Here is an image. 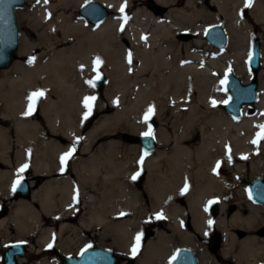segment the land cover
<instances>
[{
	"label": "bare ground",
	"instance_id": "6f19581e",
	"mask_svg": "<svg viewBox=\"0 0 264 264\" xmlns=\"http://www.w3.org/2000/svg\"><path fill=\"white\" fill-rule=\"evenodd\" d=\"M95 1L113 12H120L124 1L129 3V8L123 6V15L119 19L108 17L92 27L73 13L84 0H48L47 4L40 0L39 4L45 6L41 7V14L38 15L36 8L33 12H24L21 19L24 32H21L15 54L22 61L16 60L0 72V166L8 168L14 156L19 159L17 167L20 168L18 162L23 160L22 154L25 156L31 151L34 160L27 171H32L37 180V177L47 176L48 182L38 189L35 182L31 189L36 190L29 197L10 204L9 213L0 220V231L12 225L17 241H26L24 236L34 235L40 248H48L51 243L52 249L62 251L67 247L62 236L68 230L76 233L72 224L77 221L85 226L79 234L99 231L103 241L109 238L110 247L131 252L136 237L134 230L145 208L137 193L124 200L115 199L116 193L126 194L125 181L129 171L115 159V155L117 158L116 152L123 148H133L138 154L141 149L138 144L130 145L131 148L112 142L98 147L96 153L90 155L88 145L119 126L135 133L140 132V125L148 130L143 121L129 122L128 117H141L140 113L145 115L152 106L154 113L149 121L155 119L161 125L164 122L171 125L169 130L159 128L153 131L157 150L145 156L141 165L146 173L145 192L153 212L162 213L171 227L178 226L185 215H190L192 225L198 230L209 226L211 218L205 211L208 202L225 197L236 183L229 182L221 170L234 179L238 174L243 175L245 168H249L252 177L260 176L264 171V139L252 143L260 132L259 126L264 125V73L260 71L258 74L256 111L251 116H247L246 108H243L241 118L235 120L212 98L221 89L227 71H232L243 83L251 78L246 60L242 59L246 50L244 43L251 37L252 26L243 13L247 11L264 32V0H252L249 8L244 7L245 0H185L184 6L177 11L168 10L164 14L165 20L140 8L138 1L142 0ZM154 1L162 6L174 3V0ZM68 12L69 16L66 15ZM179 14L184 18L181 24L187 27H181L176 21ZM222 19L228 36L225 49H216L205 40L201 44L193 40L191 44H184L185 57L181 56L183 46L173 39L174 34L188 31L203 35L208 25L218 24L217 21ZM192 43L216 54L206 55L194 50ZM97 57L101 61L98 72L108 78L104 97L111 105L115 100L121 102L124 110L117 111L113 117L100 118L85 134L88 143L81 154L86 157L73 168L74 184L70 176H61L54 168L57 156L68 152L71 146L48 143L43 133H60L70 142L78 137L80 125L72 115L73 105H78L76 112L79 111L81 116V104L86 96L96 98L92 103L102 98L101 93L86 83L97 74L93 71V61ZM261 67L264 69V38ZM36 91L43 92L42 98L36 101L41 107L43 127L33 121L31 114L25 115L27 97ZM195 94L197 100L193 98ZM4 126H8L9 133ZM10 133L17 137V153L7 150L10 146L7 134ZM8 173L0 171V179L6 178ZM85 185L97 195H86ZM74 191L80 193V198L85 195L95 208L80 215V202L78 199L74 202L72 197ZM11 193L5 183H0V195L6 197ZM231 195L233 202L244 207L237 209L227 220L224 213L226 202L223 201L219 205V215L211 221L220 228L228 258L251 263L258 258L259 250L252 234L254 228L264 222V209L251 204L245 194L243 202L236 192ZM3 201L7 199L3 198ZM120 215L124 218L117 221ZM242 231L244 237L239 235ZM160 241L161 235L156 231L146 247L136 254L135 264H147L148 258L157 257ZM23 259L16 258V261L20 264ZM39 264L50 263L42 261Z\"/></svg>",
	"mask_w": 264,
	"mask_h": 264
},
{
	"label": "rangeland",
	"instance_id": "374dc122",
	"mask_svg": "<svg viewBox=\"0 0 264 264\" xmlns=\"http://www.w3.org/2000/svg\"><path fill=\"white\" fill-rule=\"evenodd\" d=\"M90 1H95V0H84L83 4L87 3V2H90ZM124 1V0H123ZM141 5H140V8H143V9H146L148 10L153 16L161 19V20H165V17H164V14L163 15H155L153 14L149 8L147 7V0H142V1H138ZM184 3H185V0H174V3L173 5L171 6H166L167 7V11L168 10H176L177 8L179 7H182L184 6ZM125 8H129V3H127L126 1L123 2L122 4ZM44 6V5H42ZM36 0L32 1V2H26V4L21 7V8H18L16 10V21H17V26H18V30H19V35H21V32L23 33L24 32V28L22 27V24H21V19L24 15V12H33L34 10H36L37 8V13L38 15L41 14V7H42ZM45 7V6H44ZM81 6H79L78 8H76V10L73 12L74 13V16L77 17V18H81L80 15L78 14V10ZM177 11V10H176ZM40 12V13H39ZM187 14L191 13V11H185ZM215 13V11H213ZM128 13H130V10L128 11ZM70 12L66 13V15L69 16ZM65 15V14H64ZM123 15V13L121 12H113L110 10V13H109V18H120L121 16ZM182 15V16H181ZM179 14V17H175L176 21H179V24L181 23H184L183 19V14ZM244 17L249 20V23L250 25L252 26V34H251V37L247 40V43L245 42L244 43V46L246 48V50H248V52H246V50L244 51L243 53V60H246L247 61V58L250 54V49H251V42H252V38L253 37H258L259 40H260V43H261V57H260V62H261V59H262V39L264 38V32L262 31V28L260 25L256 24L255 22H253V20L251 19V17H249L248 15V12L247 11H244L243 13ZM202 22V21H200ZM224 19L222 20H218L217 23L219 25H224ZM86 24H88L86 21H85ZM89 26H92L90 24H88ZM181 27H187V25H180ZM92 27H95V26H92ZM209 27V25H208ZM179 34V32L177 34H174L173 35V39L178 42L180 45L183 46V48L181 49V56L184 58L185 57V49H184V44H186L187 42H189L191 44V41L193 42V40L195 42H198L199 44H201L204 40V36L203 35H195L192 39L188 40V41H183V40H179L177 38V35ZM192 48L195 50H200L201 52H204L206 55H214L216 53H214L213 51H211L210 49H208L207 51H205L204 47L203 46H195L194 43H192ZM200 52V53H201ZM27 59V58H26ZM16 60L18 61V57L16 56V54L14 55V62H16ZM19 61H22V60H19ZM241 62V61H240ZM248 68V67H247ZM4 71V70H2ZM249 71L251 72L250 74V79L249 81H251L252 79H257L258 81V74L260 73V71H263L262 67L260 68V71L257 73V75L253 74L252 71L249 69ZM1 72V71H0ZM97 75V74H96ZM96 75L92 78L91 81H94L96 79ZM99 75L100 76H103L105 78V85H104V88L102 91H99L93 84V88L95 91L99 92L102 94V98H100V101H98L97 103H92L93 106H92V112H91V115L89 116V118L87 120H83L82 117H83V114L85 112V109L83 108L82 104H81V116H80V113L78 111V113L76 112V108L78 105H73V108H74V111L72 112V115L74 114V117L75 119H77L79 121V135L78 137H74L73 140H71L72 142L70 141H66L65 139H63V137L60 135V133L56 134V135H52V133H49V132H44L43 133V137L48 140V143H51V144H57L58 146L60 147H67L68 145H70L72 147L73 145V142L74 141H78V143H76L75 145V152L73 154L74 155H77L76 159L74 161H72L71 163V166H70V171H68V176L71 177L72 181L76 182L75 180V175H73V168L75 167L76 164H78L80 161L82 160H85L84 158L86 157L84 154H81L82 152V149L84 147H87V138L85 137V134H87L88 130L100 119V118H104V117H113L117 114V111H123L124 110V104H121V102L115 100V103L114 105H111V103L104 97L103 95V92L107 86V83H108V78L107 76L103 73V72H99ZM225 80V75L222 79V81ZM241 80V79H240ZM242 81V80H241ZM259 82V81H258ZM193 98H195V100H197V95L195 94L193 96ZM213 100H215L217 102V104H221L219 106V108L222 110V105L228 100L229 96H228V93L227 91L225 90L224 88V83L222 84V87L221 89H219L218 92H216V94L212 97ZM72 108V109H73ZM40 112H41V107L39 106V103H35V107H34V110L31 112V117H33V121L34 122H37L40 124V126H45V122L44 120L42 119L41 115H40ZM224 112V111H223ZM139 113V112H138ZM137 113V114H138ZM245 113L247 116H251L252 114H250L248 112V108H246L245 110ZM36 114V115H35ZM141 117L139 115H137V118H133L132 115H130V117H128V121L130 122L132 120V122H135V121H138L140 120L142 123L143 121V117H144V114L141 112ZM153 117V116H151ZM150 117V119H152ZM149 119V120H150ZM148 120V121H149ZM236 120V119H235ZM146 123V125H151L152 127V133L153 131L159 129V128H166V129H170V123L169 122H164L163 125H161L159 122H157L155 119H153L151 122L149 121ZM144 123V122H143ZM147 126V127H148ZM5 128V131H7L8 129V133H9V128L8 126H4ZM138 130L140 131L139 133H135L134 131H129L128 128L124 127V126H119L116 128V130L114 132H107V133H104V135H102L99 139H97V141H94L91 145L89 144L88 145V151L90 152V155L93 154V153H96L98 147L100 146H106L107 144H110V143H116V142H119V144H123L125 146H130L132 145L131 143H128L126 141H124L121 136L122 134H127V135H141L143 134L144 132H146L147 130H144L143 129V125H140L138 127ZM112 134H116V135H112ZM75 135V134H73ZM7 136L9 137V142H10V146L9 148H7V150L9 152H13V153H17V151L19 150L18 147L16 146V140H17V137L14 135V137H12L11 133L10 134H7ZM15 146V147H13ZM132 148V146H130ZM135 148V147H134ZM157 150V148H156ZM122 151V150H121ZM120 151V152H121ZM20 154H22L21 151H19ZM32 152H26L25 156L22 154V159L21 161L18 162L20 168L22 167V165L24 164H27L28 167L29 165L32 164L33 162V157L31 156ZM117 154V158H116V155H115V159L117 161L120 160L121 164L126 168V170H129L127 171V176H126V187H127V190H126V194L125 195H118L116 193L115 196V199L117 200H124L125 198H129L130 196H132L133 193H137L140 195L141 197V201L144 205V208H145V211L142 212L140 214V219H139V225L138 227H134L136 228L134 230L136 236L139 234L141 239H140V243L143 242V236H144V230L145 229H151V228H155V227H158V225H165L167 224V221L165 219H157L156 216L158 213H155L153 212V209L151 207V202L148 198V195L146 194L145 192V178H146V173L145 171L141 168V165L142 164H139L138 161L140 160V157L142 155V152H140V154L136 153L133 148L130 150V149H124V153H121V154H118V152H116ZM63 155L60 154V157ZM60 157L57 156V159H56V163H55V167L56 170L58 169L59 170V167H60ZM19 160V159H18ZM16 158L13 156L11 158V163L9 164V167L8 168H4L3 170L4 171H7L9 172L7 177L4 178V183L6 184V189L8 190L10 188V185L12 183V181L14 180V178H16L18 175H24V176H27V182H28V185L30 187H32L35 182L37 184V188L38 189L41 184H43L44 182H48V177L47 176H44V177H37L39 178V180L36 179V177H34V175H32V171H27V169L23 172V173H19V167H17V161ZM51 161V159L49 160ZM136 164L137 167H136ZM140 165V166H139ZM27 167V168H28ZM139 172L140 174H143V178L142 180L140 181V184L137 185L136 184V179L133 180L132 177L135 173ZM221 174L223 176H225L226 178H229V182H236L234 187L231 189V192H227L226 193V196L223 197L222 199H219L217 200L214 204L217 205L218 207V215H219V205L221 204V202L223 203V201H225V215H227L226 219L229 220L231 215L237 210V209H240V208H243V204H238V202H233L232 200V193H237V196H239L241 199L240 201L243 202L246 200V197L248 198V195L246 194L244 197V190L246 191V187L247 185L249 184V182L251 180H253L255 177L257 176H250V170L249 168H245V172L244 174L242 175H239L234 179V177L228 175V173L225 171V170H221ZM264 178V171L262 173V175H260ZM32 177V178H30ZM87 184V183H86ZM86 188L84 189V193L86 195H94L96 196L97 193L89 186V185H85ZM83 187V186H82ZM35 189V190H36ZM244 189V190H243ZM30 194H32L31 192L35 191L33 189L30 188ZM244 193V194H243ZM76 196L77 199L79 200L80 204L78 205V209L81 210V213H79L80 215L82 213H84L85 211H87L88 209H91V208H95L94 206V203H90L86 198H85V195L84 197L80 198V193H78L77 191H74L73 192V195L72 197ZM228 196V197H227ZM250 201V200H249ZM10 207V205H9ZM207 207H208V214L211 218L212 221L215 220V216H213L211 214V212L209 211V203L207 204ZM37 209V208H36ZM114 218H117L114 216ZM122 218H124V216H118V219L117 221L121 220ZM127 218H130V216H127ZM49 224H53V222H49ZM72 226H74L77 231L76 233H73L72 231L68 230L62 237L63 239L65 240V243L64 245L67 246V247H64V250L60 251L58 249H52L51 248H45V247H42L40 248V245H38V243L36 242L37 238L34 236V235H28V237L26 238L24 236V238L26 239V241L24 240H20L18 243L20 244H23L25 245V248H26V255L24 256V259H23V262L20 263V264H39L40 262L42 261H49L50 264H61V258L65 257V256H77L79 255L85 248L87 247H104V248H110V250L114 251L116 254H118L121 259H122V263L121 264H135V260H136V255L133 256L131 254V252H125L123 250H117L116 248H113V247H110L109 244L111 243V241L108 239L106 240H102V237H101V232L99 231H92V232H89L88 235H81L79 234V232L82 231V229L85 228V226L83 225H80V224H77V221H75L74 224H72ZM211 226H215V224H212ZM57 227V226H56ZM55 228V227H54ZM216 234H219V230L218 232L215 231ZM0 242H3L4 246H8L9 244H13L15 243L17 240V234H16V230H13L12 229V225H9L8 226V229L5 230V231H0ZM60 237V236H59ZM80 239V240H79ZM152 237H148V240H151ZM142 246L140 245V248H139V251L138 253L140 252ZM46 249V250H45ZM45 250V251H44ZM40 251H44L40 256H38V252Z\"/></svg>",
	"mask_w": 264,
	"mask_h": 264
},
{
	"label": "water",
	"instance_id": "95a60500",
	"mask_svg": "<svg viewBox=\"0 0 264 264\" xmlns=\"http://www.w3.org/2000/svg\"><path fill=\"white\" fill-rule=\"evenodd\" d=\"M27 0H0V71L8 69L13 61L14 55L19 48L20 35L16 21V10L23 7ZM147 7L155 15H163L167 7L157 4L154 0H147ZM110 11L98 1H90L79 8L78 14L90 25L96 26L109 17ZM194 35L184 31L177 35L179 40L188 41ZM204 40L216 49H225L228 45L227 33L222 25L213 24L204 33ZM261 43L258 37H253L251 42L250 55L247 60V67L257 74L260 71ZM264 70V69H263ZM227 82L224 87L229 95V100L223 105V110L235 119L242 116V109L249 107L248 112H255V103L258 97V81L252 79L243 83L233 72L228 71ZM105 78L100 77L94 81V85L102 91ZM154 137V136H153ZM121 138L131 144H138L144 153L151 154L156 149L155 138L144 137L143 135L122 134ZM143 175H140L136 184L139 185ZM20 184L14 193L16 196L27 198L30 195V188L26 178L20 177ZM248 195L255 203L264 205V180L257 178L248 185ZM261 199V200H260ZM212 215H217L215 204L210 205ZM153 231L145 230L144 238ZM26 255V248L22 244H14L7 248L2 264H18L16 257L23 258ZM62 264H120V257L112 250L102 247H88L78 256H67L61 258Z\"/></svg>",
	"mask_w": 264,
	"mask_h": 264
},
{
	"label": "flooded vegetation",
	"instance_id": "af4514ba",
	"mask_svg": "<svg viewBox=\"0 0 264 264\" xmlns=\"http://www.w3.org/2000/svg\"><path fill=\"white\" fill-rule=\"evenodd\" d=\"M123 149L126 150L127 148ZM121 153H124V150L121 152L118 151V154ZM142 154L144 153L142 152ZM72 158L73 156L68 160L65 166L67 170L66 175H68V171H70ZM3 169L4 167L0 166V171H4ZM256 178H262L264 180L262 176H257L255 179ZM0 180V183H4L3 177H1ZM3 198L7 199V201L2 202ZM20 198V196L17 197L14 193L6 197L0 195V220L9 213V205ZM249 202L254 206L264 209L263 204L255 203L251 200ZM145 230L157 231L161 235V241L158 243V256L155 258H148L147 264H170V261L171 264H264V222L256 226L252 234L254 239L257 240L255 246H257L259 250H257L258 258L251 261V263H247L244 259L241 262L229 259L228 252L223 249L221 235L215 233V231L218 232L220 228L216 226H206L198 230L192 225L190 215H185L180 224L176 227H171L167 223ZM148 235V237L152 238L155 236ZM239 235L244 237L245 232L242 231ZM148 237L140 244L143 249L149 241ZM6 247L3 242H0V262H2ZM174 255L177 257L176 260L171 259ZM121 263L122 259L120 261V264Z\"/></svg>",
	"mask_w": 264,
	"mask_h": 264
},
{
	"label": "snow or ice",
	"instance_id": "6c2138e0",
	"mask_svg": "<svg viewBox=\"0 0 264 264\" xmlns=\"http://www.w3.org/2000/svg\"><path fill=\"white\" fill-rule=\"evenodd\" d=\"M37 2L39 3L40 0H37ZM48 0H44V3L47 4ZM252 5V0H245V4H244V7L245 8H249L251 7ZM124 11V7L122 6L120 8V12L123 13ZM124 19H127L126 17ZM121 30H123V25H121ZM142 39H146V37H142ZM128 60H129V63H131V53H129V57H128ZM29 63H32V60H29ZM101 64V61L100 59L97 57L94 59L93 61V71L97 73L96 75V79H99L100 78V75H99V72H98V68H99V65ZM81 70H83V66H81ZM227 82V75L225 76V80L221 81V83H226ZM86 83L89 84V86H93L94 84V81H86ZM43 96V92L42 91H36V92H33V93H30L29 96L27 97V100H28V110L27 112L25 113V115H29L31 114V112L34 110V107H35V103L37 100H39L40 98H42ZM96 98L94 96H86L83 101H82V106L83 108L85 109V112L83 114V117L82 119L83 120H87L89 118V116L91 115V112H92V102L95 100ZM115 103V101H114ZM212 104L215 105V101H212ZM154 113V109L152 106H149V108L146 110V113L143 117V122L144 123H147V121L150 119L151 115H153ZM260 132L257 133V136H256V139H254L252 141L253 144H256L259 142V140H262L264 139V125H260ZM144 137H151V138H154L153 137V134H152V127L151 125L148 126V130L146 132H144L142 134ZM76 143H78V141H74L73 142V145L72 147H70L69 151L64 153L61 157H60V163H61V167H62V170H63V166L67 163V161L73 156L76 148H75V145ZM145 155H147V153H144L141 155L140 157V160L138 161L139 164H142L143 163V160H144V157ZM242 159H246V157H241ZM229 160H231V157L229 156ZM28 165L27 164H24L20 169H19V173H23L26 169H27ZM217 167H219V162L217 163ZM215 171V169H214ZM140 175L139 172L135 173L132 177L133 180H135L138 176ZM20 184V180L17 179L13 185H12V191H16L17 187L19 186ZM187 189V183H185V190ZM251 198V197H249ZM77 197L74 196L73 197V200L74 202L76 201ZM216 201H209V205L212 204V203H215ZM205 211H208V207L206 206L205 207ZM121 215H125L124 213H121ZM157 219H163V214L162 213H158L157 216H156ZM208 225L209 227H211L212 225V221L209 220L208 221ZM140 235L138 234L136 237H135V240H134V243H133V246L132 248L130 249L131 251V254L133 256H135L138 251H139V248H140ZM53 245L51 243H49V245L47 246L48 248H51ZM90 247V246H89ZM176 256L174 255L171 259L172 260H176ZM170 264H171V261H170Z\"/></svg>",
	"mask_w": 264,
	"mask_h": 264
}]
</instances>
